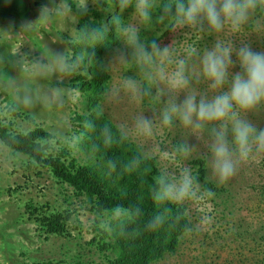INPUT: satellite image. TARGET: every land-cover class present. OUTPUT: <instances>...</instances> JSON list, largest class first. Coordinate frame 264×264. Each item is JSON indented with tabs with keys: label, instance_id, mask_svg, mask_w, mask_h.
I'll return each mask as SVG.
<instances>
[{
	"label": "rangeland",
	"instance_id": "374dc122",
	"mask_svg": "<svg viewBox=\"0 0 264 264\" xmlns=\"http://www.w3.org/2000/svg\"><path fill=\"white\" fill-rule=\"evenodd\" d=\"M35 3L39 11L44 6H53L49 0ZM67 3L72 20L40 19L33 26L32 35L27 36L18 26L0 31V41L8 44L1 46L7 47L11 54L9 76H13L4 79L7 82L0 79V264H111L110 259L117 256L108 248L112 239L106 230H112L117 221L128 219L129 215L119 211L95 216L87 209L86 196L77 195L48 165L26 154L22 143L8 145L2 138L4 131L13 138L40 131L34 143L40 145L43 158L53 156L76 167L98 166L88 147L91 124L85 121L95 112L90 100L93 95L76 87L91 78L93 67L104 72L100 73V86L104 88L99 93L97 110L136 150L144 156L157 157L160 172L179 175L183 168L190 171V161L199 156H207L209 163V130L197 135L178 121L171 126L160 123L167 88L163 83L146 79L153 70L147 65L141 69L113 22V17L119 16L126 22L137 23L132 17L133 6L121 10L117 0H67ZM82 4L84 10L79 8ZM160 14L157 9L150 25H138L140 39L146 45L155 40L160 47L169 46L174 50L173 61L184 58L192 73L199 71V55L187 56V49L202 54L217 39L232 41L234 47L248 43L253 50L264 51V5L262 13L255 8L248 23L235 33L227 29L211 33L206 24L201 31L187 26L170 30L165 27L166 22L156 21ZM94 23L99 28L115 30L118 38L113 45L101 48L90 40L95 35ZM83 37L88 49L95 44L99 45V51L92 60L91 51L80 56L68 75L33 76L20 66L35 59L47 62L57 52L76 62L73 49ZM232 60H236L235 54ZM171 67L174 64L166 70ZM239 70L235 63L229 69L230 73ZM128 79L136 81L138 92L124 87ZM196 84L199 89H193ZM53 91L57 93L55 98ZM187 91L195 92L199 99L200 95L210 98L217 90L210 89L201 77L190 80ZM183 97V92L178 93V102ZM25 98L27 104L23 103ZM241 115L257 128L264 127V105ZM141 117L152 122L150 136L142 135L135 127ZM181 142L190 147L186 155L176 151ZM210 176L222 193L186 200L190 214L196 218V229L182 237L177 249L166 253L156 264H264V153L238 163L234 175L225 182ZM53 214L70 215L62 234L47 233L43 226V219Z\"/></svg>",
	"mask_w": 264,
	"mask_h": 264
},
{
	"label": "clouds",
	"instance_id": "9594fccd",
	"mask_svg": "<svg viewBox=\"0 0 264 264\" xmlns=\"http://www.w3.org/2000/svg\"><path fill=\"white\" fill-rule=\"evenodd\" d=\"M49 3L53 6L42 7L39 19L47 21L60 17L72 20L67 0H49ZM117 3L121 10L132 5V17L137 21L126 22L119 16L113 17L120 38L131 49V55L142 70L145 65L153 70L147 74L146 79L157 84L163 83L167 88L168 95L160 113V123L171 126L178 121L197 135L206 129L210 131V142L207 145L210 153L209 167L218 182H225L233 176L238 163L264 153V127L257 128L241 115L264 105V51L253 50L248 43L234 47L232 41L217 39L202 54L187 49V56L199 55V71L192 73L184 58L173 61L174 50L169 46L160 47L155 40L146 45L140 39L138 26L150 25L153 13L159 9L161 14L156 17V21L166 22L165 27L170 30L187 26L201 31L206 24L211 33H221L226 29L235 33L248 23L257 7V0H117ZM84 4L79 8L84 10ZM30 25L24 24L22 29L29 30ZM99 32L93 30V34ZM233 54L235 61L232 60ZM80 59L77 56L76 62H71L69 56L57 52L47 62L35 59L29 64L21 63L20 66L33 76L45 77L53 73L68 75ZM234 63L239 65L240 70L230 73L229 69ZM173 64L171 70H166ZM201 77L208 82L210 89L217 90L210 98L200 95L197 99L195 92L187 91L190 80ZM124 87L139 91L136 81L131 79L125 81ZM160 91L157 88V92ZM180 92L184 93V97L178 102L177 94ZM56 95L53 91V98ZM23 103H28L27 98ZM135 127L142 135H151L152 122L149 119L138 118ZM102 133L107 136L108 129H102ZM176 151L186 155L190 147L181 142ZM194 179L187 168L181 169L177 176L161 171L155 178L156 188L152 198L165 204H182L195 198ZM168 211L167 207L162 208L149 226L162 224Z\"/></svg>",
	"mask_w": 264,
	"mask_h": 264
},
{
	"label": "trees",
	"instance_id": "16d2710c",
	"mask_svg": "<svg viewBox=\"0 0 264 264\" xmlns=\"http://www.w3.org/2000/svg\"><path fill=\"white\" fill-rule=\"evenodd\" d=\"M36 1L5 0V9H0L2 12L0 23L17 21L20 24L26 22L33 26L40 20L38 19L40 11L35 8L37 7ZM31 4L34 5L33 8ZM263 5V0H258L256 7L258 13H262ZM95 26V29L100 32L90 37V40L101 45V48L115 43L118 38L115 30H107L102 26L99 28L97 24ZM95 44V48L88 49L86 39L83 37V41L73 50L76 56L81 57L91 51L92 60L95 52L99 51V45ZM3 48L1 46V49ZM0 55L1 71L8 60L3 58L1 52ZM100 73H104L103 69L94 70L93 67L91 78L76 86L79 90L88 91L93 95L90 100L94 102L92 104L95 112L92 117L85 118V121L91 124L88 147L92 150V157L98 166L80 165L76 167L73 163H67L53 156L43 158L39 150L40 145L34 143V138L40 131L15 138L7 136L4 131L2 138L8 145L22 143V149L26 154L48 165L61 182L73 187L77 195L86 196L85 203L89 206L87 209L95 216L99 217L104 213L112 215L119 211L129 215L128 219L117 221L112 230H106L112 239L107 244L108 248L117 255L115 259H110L109 256L111 264H156L165 257L166 253L177 249L182 237L194 232L197 221L190 214L189 204L186 201L176 205L153 200L152 193L156 188L155 178L160 174L158 158L144 156L136 150L134 145L127 141V137L97 110L101 96L99 93L104 88L100 86ZM193 89H199L198 85L196 84ZM104 128L108 129L107 136L102 133ZM207 159V156H199L189 163L191 165L190 174L195 178L193 190L196 195H199L195 198L201 196L211 198L210 196L222 193L218 191L219 188L215 185V181L211 179ZM221 190L225 191L224 188ZM164 207L169 209L164 222L154 227L149 226L152 218ZM69 217L70 215L53 214L43 219V226L47 233L62 234L64 222Z\"/></svg>",
	"mask_w": 264,
	"mask_h": 264
},
{
	"label": "flooded vegetation",
	"instance_id": "af4514ba",
	"mask_svg": "<svg viewBox=\"0 0 264 264\" xmlns=\"http://www.w3.org/2000/svg\"><path fill=\"white\" fill-rule=\"evenodd\" d=\"M4 2H5V0L3 1V5H2V7H1V9H5V6H4ZM32 8L34 7V5L33 4H31L30 5ZM36 8V7H35ZM2 12H1V10H0V14H1ZM24 24H26V22L25 23H18L17 21H12L11 23H9V21H6V22H4L3 24H1L0 23V31H2V30H6V29H8V28H10L11 26H18L19 27V29L20 30H22V32L24 33V34H26V36L27 35H32V30H33V28L36 26V24H34L33 26L32 25H30V29L29 30H23L22 29V25H24ZM1 44L3 45V46H7L8 44H7V42H5L4 40H2V41H0V46H1ZM0 52L2 53V55H3V58H6L7 60H8V62L6 63V64H4L3 66V69L0 71V79H2L3 81H4V79H6V80H10V79H12V75L11 76H9L10 75V65L11 64H9V62H11V54H8V51H7V47L5 48V49H1L0 50ZM5 75V76H4ZM4 82H7V81H4Z\"/></svg>",
	"mask_w": 264,
	"mask_h": 264
},
{
	"label": "water",
	"instance_id": "95a60500",
	"mask_svg": "<svg viewBox=\"0 0 264 264\" xmlns=\"http://www.w3.org/2000/svg\"><path fill=\"white\" fill-rule=\"evenodd\" d=\"M3 1L4 0H0V9H1L2 5H3Z\"/></svg>",
	"mask_w": 264,
	"mask_h": 264
}]
</instances>
